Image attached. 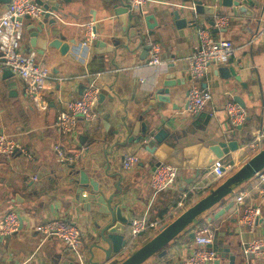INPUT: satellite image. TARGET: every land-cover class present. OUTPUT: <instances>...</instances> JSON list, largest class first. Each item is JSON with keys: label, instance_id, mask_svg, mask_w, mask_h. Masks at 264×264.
<instances>
[{"label": "crops", "instance_id": "crops-1", "mask_svg": "<svg viewBox=\"0 0 264 264\" xmlns=\"http://www.w3.org/2000/svg\"><path fill=\"white\" fill-rule=\"evenodd\" d=\"M81 1L62 4L56 17L59 32L65 36L60 46L65 48L69 40L74 39L80 50L84 51L86 46L81 42L86 35V25L91 24L94 38L92 44L86 47L82 61L78 60L79 57L69 56L67 52L63 54L59 48L47 47L42 54L36 48L30 49L28 27L38 19H24L23 22L21 50L25 53L34 52L38 59L47 62L50 69V78L44 89L47 100L45 110L38 111L35 108L25 94L20 78L13 75L9 83L2 78L4 67L0 68V132L12 136L33 153L31 160L19 153L9 157L0 156V218L9 209H14L22 219L21 229L12 234L8 242L0 241V264H55L54 256L60 253L62 257L74 259L70 253L63 251L60 240L52 237L43 241L35 230L38 223L59 216L71 218L80 227L85 264H90L91 254L93 261H102L104 254L93 247L98 231L96 222L106 210L109 197L116 193H120L119 201L133 210L132 217L147 211L149 218L157 221L156 228L139 233L130 246L138 242L141 244L160 225L171 221L239 168L252 152L258 150L250 148L248 143L259 131L264 132V0H247L250 8L248 15L233 14L231 7L223 6L221 0H202L203 3L214 5V13L191 15L195 19L194 23L182 27L175 25L172 11L181 4L191 6V0H149L142 12L153 17L151 23L155 22L150 35L147 34L148 29L142 17L139 23L133 21L130 24L127 20L123 24L121 15H115L104 0ZM217 15H227L229 21L226 26L212 31L211 28L216 27L209 22ZM202 27L209 28L214 38L231 40L234 53L227 61L212 64L200 79L199 85L211 92V99L201 111L190 114L185 104L190 86L187 59L197 41L196 31ZM130 28H133V32H130ZM138 28L145 35L146 42L151 40L159 45L160 65L145 64L147 55L142 52V45H136ZM53 40L50 37L48 42ZM97 40L107 45L115 44L117 40L119 43L112 52L96 55L94 49ZM124 44H128V47ZM140 56L142 59H139ZM219 67H233L243 85L232 76L222 77L217 72ZM166 72H173L179 80V84L172 87L173 96L164 103L163 111L144 112L151 105L146 97L147 92L161 85ZM90 84L98 90V94L112 93L114 96L97 104V116L90 125L77 118L73 131L62 133L54 124L55 117L64 110L67 100L78 98ZM235 95L244 103L245 121L242 126L248 131H238L245 138L243 144L236 151L219 158L234 163V167L225 171L220 179L214 177L210 165L190 184L183 185L179 168L174 188L154 194L150 183L152 168L148 164L150 155L141 145L130 141L116 145L108 157V172L112 175L108 189L89 178L94 186L89 182L83 190L78 191L74 183L69 181V164L80 169H88L90 164H95L93 158H96V148L104 141L109 144V141L122 140L121 119H129L138 113H143L145 121L155 114L161 118L165 128L183 135L176 147L194 143L198 138H202L204 144L214 142L223 131L235 128L223 108L227 101H234ZM248 117L250 120H246ZM56 143L61 144L66 153L73 157L71 162L59 159L55 154L52 146ZM88 147L90 150H86ZM126 153H136L139 157L137 164L130 169H125L122 163ZM28 181L34 184L30 191L26 189ZM241 191L247 192L245 204L262 205L263 213L252 228L241 226L238 222L237 208L241 204L235 203V197ZM189 193H192L191 202L185 199ZM15 194H18L16 200ZM229 200L235 204L234 211L225 212L211 221L207 219L209 211L202 213L178 237L167 243L162 256L154 254L142 264H182L194 246L188 233H195L207 224L214 229L212 247L217 258H223L222 263L227 262L230 254L236 253L237 260L242 264H264V247L254 253L253 258H246L243 254L246 243L264 238V201L259 202L255 178L251 177L235 186L232 193L212 210H217ZM179 201L182 202L180 207ZM225 248L227 251L223 250ZM219 249L223 252H219Z\"/></svg>", "mask_w": 264, "mask_h": 264}, {"label": "water", "instance_id": "water-1", "mask_svg": "<svg viewBox=\"0 0 264 264\" xmlns=\"http://www.w3.org/2000/svg\"><path fill=\"white\" fill-rule=\"evenodd\" d=\"M43 9V15L34 24L30 23L28 27L29 36V48H36L40 54H42L47 47L59 48L60 51L69 56L82 61L86 54V47L84 51L80 50V47L76 44L74 39L69 40V45L65 47L60 46V41L65 38L63 34L59 32L58 21L56 15L62 9V4L71 3L75 0H35ZM79 0H77L78 2ZM81 1V0H80ZM108 3L111 11L115 15H121L120 20L123 24L126 21L139 23V18L142 17L145 28L148 29L147 34H152V29L155 26V22H150L153 17L150 15H144L142 10L133 11L130 7L129 0H104ZM182 2H188L190 0H181ZM9 2V0H0V4ZM82 2V1H81ZM191 6H185L181 4L179 8L172 11V16L177 27L185 26L187 23H194L195 19L191 15L195 14H208L214 13V5L203 3L202 0H191ZM223 6L231 7L232 13H242L248 15L250 8L247 5V0H221ZM183 16H180L181 14ZM22 22L24 19H30L29 16L20 17ZM213 24L212 20L209 22ZM138 25V24H137ZM212 31H216L217 28H211ZM130 32H133V28H130ZM136 45H142V52L147 55L149 45L145 40V35L140 33V28L137 29ZM53 38L52 42H48L49 38ZM119 43L117 40L115 44L107 45L102 40L95 42L94 53L96 55H102L107 52H112L114 46ZM126 44H124L125 46ZM128 47V44L126 45ZM82 52V55L80 54ZM75 59V60H76ZM139 59H142L140 56ZM4 74L2 78L12 82L11 78L13 73L4 67ZM217 72L224 78L232 76L241 85L240 76L236 74L233 67H219ZM173 72H166L162 76L161 85L155 90L147 92L146 97L150 101V107L145 109L144 112L163 111L164 103L170 101L174 92L172 87L179 84V80L174 77ZM114 94L99 93L94 103L96 108L97 104L101 103L105 98L111 99ZM235 102L241 107H244V103L237 95L233 96ZM155 114H151L149 120L145 121L143 113H138L129 119H121V131L122 140L113 141L109 144L104 141L95 150L96 160L95 164H90L88 169L78 168L73 164H69L70 169V182H73L75 188L83 190V188L89 184V178L96 180L98 184L102 185L104 189H108V183L111 178L109 170L108 157L112 155L113 149L116 145H123L124 143L133 141L136 144L142 146L150 156L148 164L152 170L160 162L172 164L181 169L183 177V185L190 184L200 174L204 173L206 167L212 165L216 159L223 157L229 152L236 151L244 142V139L238 131L245 129L242 124H238L234 129H228L223 131L214 142L204 144L202 138H198L194 143H188L176 147V144L181 140L182 136L177 131H169L163 125V121L160 120ZM250 120V117L246 118ZM163 124V125H162ZM248 130H244L246 132ZM237 135V136H236ZM236 136V138H235ZM90 150V148H86ZM142 164V163H140ZM264 169V145L248 157L244 163L237 168L233 173L224 178L219 184L211 187L205 195L201 196L198 200L187 206L180 213H178L171 221L165 222L156 230V232L141 245L128 253L130 245L128 244L127 227L130 224V219L133 215V210L128 207L127 204H123L119 201L120 193L112 194L109 197L108 205L103 214L99 217V221L96 222L98 229L95 237L93 247L96 250L101 251L104 254L102 261H93L89 259L90 264H142L149 257L154 254L162 256L164 254V247L172 239H174L180 232H182L188 225H190L194 219L204 212L209 211L207 217L208 221L217 219L225 212L231 213L235 209V204L232 200H229L226 204L219 207L217 210H212L215 206L221 203L224 197L230 195L233 188L241 182L251 178L254 174ZM92 186H94L93 182ZM26 189L28 191L33 188L32 181L26 183ZM97 188V187H96ZM94 187V189H96ZM18 198V194H15V200ZM225 200V199H224ZM19 217V229L22 227V219ZM14 234V233H13ZM12 234L0 235V241L8 242ZM194 231H190L188 236L190 239L194 238ZM227 251V248L223 249ZM219 249V252H223ZM54 256L55 264H78L77 260L70 257ZM246 258H253L254 254L245 255ZM236 253L230 254L227 257V262H223V258L215 259L212 264H242L237 260ZM121 259V260H120ZM168 262H166L167 264ZM244 264H247L244 262Z\"/></svg>", "mask_w": 264, "mask_h": 264}, {"label": "built area", "instance_id": "built-area-1", "mask_svg": "<svg viewBox=\"0 0 264 264\" xmlns=\"http://www.w3.org/2000/svg\"><path fill=\"white\" fill-rule=\"evenodd\" d=\"M149 0H129L133 11L142 10ZM43 15L42 7L35 0H9L0 4V68L7 67L14 76L23 82L24 92L34 103L38 111H43L47 107V100L44 96V89L50 78V69L47 62L38 59L34 52L25 53L21 50V38L23 34V22L20 17L29 16L39 19ZM227 15H217L212 19L216 28L224 27L228 24ZM86 35L81 42L87 48L92 44L94 32L91 24L86 25ZM197 41L193 51L187 59L188 76L190 86L186 95V109L190 114L201 111L205 104L211 99V92L199 85L200 79L207 73L212 64L227 61L234 53L231 40L226 38H214L209 28H198L196 31ZM145 64L157 66L161 64L159 57V45L151 40ZM98 97V90L90 84L86 86L78 98L69 99L65 103L64 110H61L55 117L54 124L62 133H71L74 129L77 118H81L87 125L91 124L97 116L94 103ZM224 111L229 117L231 125L234 127L243 124L245 112L235 101L229 100L224 104ZM264 132L259 131L248 146L252 149L260 148L263 145ZM53 151L59 159H66L68 162L73 157L66 153L61 144H54ZM19 153L26 159H33V153L25 149L20 142L12 136L0 132V156L9 157ZM139 161L136 153H126L123 155L122 163L125 169L132 168ZM234 167V163L224 162L216 159L211 165V172L215 178H220ZM179 168L165 162H160L154 167L151 173V187L154 194L158 191L174 188L178 176ZM255 188L258 199L264 201V169L256 172ZM36 179L35 176L32 177ZM247 192L241 191L235 197V203L241 204L238 215V222L241 226L252 228L256 225L258 218L262 215L263 209L260 203H244ZM182 206V202H178ZM14 209H9L0 218V235H9L19 230V217ZM157 221L149 218L148 212L133 216L128 226L127 237L129 245L134 242L137 235L146 229L156 228ZM35 230L40 235L41 240L57 238L63 245V251L70 253L78 264H85L82 253V231L78 224L69 217L59 216L38 223ZM214 240V229L210 224L200 227L194 235V246L185 257L182 264H212L217 259V253L212 247ZM264 247V238H257L243 247V254H254Z\"/></svg>", "mask_w": 264, "mask_h": 264}, {"label": "rangeland", "instance_id": "rangeland-1", "mask_svg": "<svg viewBox=\"0 0 264 264\" xmlns=\"http://www.w3.org/2000/svg\"><path fill=\"white\" fill-rule=\"evenodd\" d=\"M263 145H264V142H263ZM255 151H257V150H255ZM255 151H254V152H255ZM254 152H252V153H254ZM234 171H235V170H234ZM234 171H232L231 173H233ZM140 245H141V244L138 242L137 244L130 246V248H129V250H128V253L132 252L133 250H135L136 248H138Z\"/></svg>", "mask_w": 264, "mask_h": 264}, {"label": "trees", "instance_id": "trees-1", "mask_svg": "<svg viewBox=\"0 0 264 264\" xmlns=\"http://www.w3.org/2000/svg\"><path fill=\"white\" fill-rule=\"evenodd\" d=\"M235 127V126H234ZM264 142V141H263ZM220 179V178H219ZM219 179L215 182V185L218 183V181H219ZM191 196H192V193H189V194H187V196H186V200H187V202H191ZM183 232V231H182ZM181 234V232L176 236V237H178L179 235ZM175 237V238H176ZM173 240V239H172Z\"/></svg>", "mask_w": 264, "mask_h": 264}]
</instances>
